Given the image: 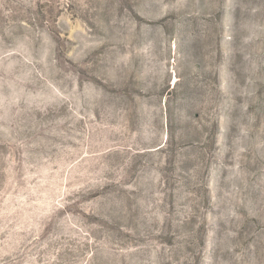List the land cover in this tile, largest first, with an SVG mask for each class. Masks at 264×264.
Instances as JSON below:
<instances>
[{
    "label": "rangeland",
    "instance_id": "1",
    "mask_svg": "<svg viewBox=\"0 0 264 264\" xmlns=\"http://www.w3.org/2000/svg\"><path fill=\"white\" fill-rule=\"evenodd\" d=\"M0 264H264V0H0Z\"/></svg>",
    "mask_w": 264,
    "mask_h": 264
}]
</instances>
